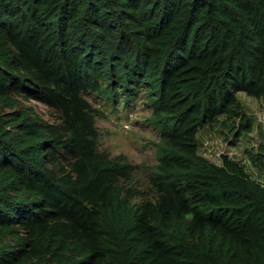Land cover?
I'll use <instances>...</instances> for the list:
<instances>
[{"label":"trees","instance_id":"obj_1","mask_svg":"<svg viewBox=\"0 0 264 264\" xmlns=\"http://www.w3.org/2000/svg\"><path fill=\"white\" fill-rule=\"evenodd\" d=\"M238 91L264 100V0H0V264H264V184L198 153L250 130ZM90 95L146 99L150 196Z\"/></svg>","mask_w":264,"mask_h":264},{"label":"rangeland","instance_id":"obj_2","mask_svg":"<svg viewBox=\"0 0 264 264\" xmlns=\"http://www.w3.org/2000/svg\"><path fill=\"white\" fill-rule=\"evenodd\" d=\"M236 97L245 116L250 118V130L235 138L234 127L229 129L220 122L206 126L196 136L198 153L216 164H220L221 156L225 154L242 163L252 178L264 184V100L248 96L243 91H238ZM88 101L95 114L98 148L110 156L121 155L131 164L133 172L127 186L150 196L147 182L155 163L153 143L157 140V133L146 121L151 115L146 99L137 97L125 109L122 102L109 106L96 96L90 95ZM23 103L36 115L54 120L53 111L47 105L35 100ZM239 121L236 118L232 123L237 125ZM232 139L234 143H231Z\"/></svg>","mask_w":264,"mask_h":264}]
</instances>
